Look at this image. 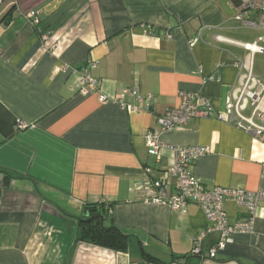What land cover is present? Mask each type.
<instances>
[{
	"label": "crops",
	"instance_id": "obj_1",
	"mask_svg": "<svg viewBox=\"0 0 264 264\" xmlns=\"http://www.w3.org/2000/svg\"><path fill=\"white\" fill-rule=\"evenodd\" d=\"M31 11H40L39 26L24 17ZM237 13L233 0H3L0 264H264V198L251 232L234 235L215 258L222 233L209 231L197 204L180 213L145 201L147 180L173 164L171 147L211 150L192 167L209 188L264 192V143L234 124L189 120L161 137L159 162L144 140L160 115L181 106V93L223 114L245 81L237 63L264 79L254 64L264 54L216 40L253 44L263 35ZM90 62L99 87L83 95L80 70ZM125 89L152 99L127 98L137 112L99 101ZM18 121L29 129L17 130ZM101 203L111 206L106 226L130 237L126 252L77 242L85 205ZM224 211L231 225L250 220L233 200Z\"/></svg>",
	"mask_w": 264,
	"mask_h": 264
},
{
	"label": "built area",
	"instance_id": "obj_2",
	"mask_svg": "<svg viewBox=\"0 0 264 264\" xmlns=\"http://www.w3.org/2000/svg\"><path fill=\"white\" fill-rule=\"evenodd\" d=\"M2 2L3 0H0V6ZM237 12V20L247 26L261 29L263 35L253 44L239 43L222 37H216V40L239 46L248 51L251 56L256 53L264 54V0H239ZM24 17L34 26H39L41 23L40 11H31ZM198 41H193L191 46H195ZM94 68H96V64L90 62L87 68L80 70L78 88L83 95L98 91L99 85L91 75V69ZM236 68L239 71L245 70L247 73L245 81L240 89L233 94L232 101L227 104L225 112L223 114L215 112L210 104L197 94L181 93V106L169 109L160 115L157 118V126L144 137L150 156L159 162L160 151L164 147L161 137L182 128L191 119L217 117L222 121L234 124L239 129L252 134L256 140L264 143V79H256L252 74L251 65L247 62L237 63ZM199 74H203L202 68H200ZM127 98L141 104L152 99L143 97L138 89H125L119 98L109 99L101 95L99 101L102 104L113 102L124 110L137 112V108L126 101ZM248 108H251L250 117L245 114ZM145 110L149 111L150 105L146 104ZM29 127L24 122H17L19 131L27 130ZM170 149L173 153V164L163 169L153 180H147L146 186H144L148 190L145 201L157 206H167L180 213H184L188 204H197L207 221L212 225L209 231L215 229L222 233V241L210 250V257L215 258L219 251L226 248L234 235L251 232L254 216L259 203L264 198V192L250 193L238 189L209 188L192 173V167L199 158L210 154L211 150L208 147H171ZM227 200H233L238 206L245 207L250 214V220L231 225L224 211V204ZM195 253L199 254L200 249L197 248Z\"/></svg>",
	"mask_w": 264,
	"mask_h": 264
},
{
	"label": "trees",
	"instance_id": "obj_3",
	"mask_svg": "<svg viewBox=\"0 0 264 264\" xmlns=\"http://www.w3.org/2000/svg\"><path fill=\"white\" fill-rule=\"evenodd\" d=\"M233 1L239 6V0ZM6 17L2 22L6 20ZM110 207L103 203L85 205V216L79 219L78 243H87L118 252L128 250L130 237L115 226H106V220L111 215ZM143 257L149 261H155L146 253H143Z\"/></svg>",
	"mask_w": 264,
	"mask_h": 264
},
{
	"label": "rangeland",
	"instance_id": "obj_4",
	"mask_svg": "<svg viewBox=\"0 0 264 264\" xmlns=\"http://www.w3.org/2000/svg\"><path fill=\"white\" fill-rule=\"evenodd\" d=\"M254 64H255V68H256V73L261 71L264 72V57L263 56H258L255 60H254ZM246 114H250V111Z\"/></svg>",
	"mask_w": 264,
	"mask_h": 264
},
{
	"label": "water",
	"instance_id": "obj_5",
	"mask_svg": "<svg viewBox=\"0 0 264 264\" xmlns=\"http://www.w3.org/2000/svg\"><path fill=\"white\" fill-rule=\"evenodd\" d=\"M13 16L11 15L5 22V25L8 26L12 22Z\"/></svg>",
	"mask_w": 264,
	"mask_h": 264
}]
</instances>
